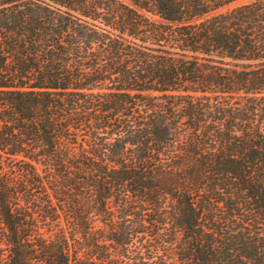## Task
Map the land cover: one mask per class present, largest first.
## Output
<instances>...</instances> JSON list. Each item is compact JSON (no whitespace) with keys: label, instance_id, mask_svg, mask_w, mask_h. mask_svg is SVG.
I'll list each match as a JSON object with an SVG mask.
<instances>
[{"label":"trees","instance_id":"1","mask_svg":"<svg viewBox=\"0 0 264 264\" xmlns=\"http://www.w3.org/2000/svg\"><path fill=\"white\" fill-rule=\"evenodd\" d=\"M0 264H264V0H0Z\"/></svg>","mask_w":264,"mask_h":264},{"label":"rangeland","instance_id":"2","mask_svg":"<svg viewBox=\"0 0 264 264\" xmlns=\"http://www.w3.org/2000/svg\"><path fill=\"white\" fill-rule=\"evenodd\" d=\"M160 254H162V253H160Z\"/></svg>","mask_w":264,"mask_h":264}]
</instances>
